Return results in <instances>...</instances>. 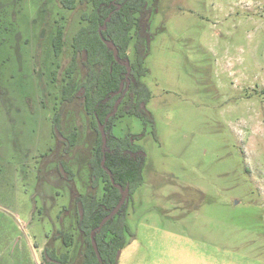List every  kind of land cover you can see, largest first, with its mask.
<instances>
[{
    "label": "rangeland",
    "instance_id": "obj_1",
    "mask_svg": "<svg viewBox=\"0 0 264 264\" xmlns=\"http://www.w3.org/2000/svg\"><path fill=\"white\" fill-rule=\"evenodd\" d=\"M152 39L141 81L150 123L119 117L114 135L144 131L142 183L124 202L115 264H264V0H146ZM90 6L0 0V264H41V249L80 263L74 197L91 186L95 132L81 100H61L72 39ZM64 37L54 50L58 27ZM128 57L134 59L132 42ZM84 69L74 73L84 79ZM76 130L64 154L53 133ZM63 159L72 179L56 168ZM64 230L68 249L53 235Z\"/></svg>",
    "mask_w": 264,
    "mask_h": 264
},
{
    "label": "trees",
    "instance_id": "obj_2",
    "mask_svg": "<svg viewBox=\"0 0 264 264\" xmlns=\"http://www.w3.org/2000/svg\"><path fill=\"white\" fill-rule=\"evenodd\" d=\"M59 2L68 9H74L77 5L90 6L89 11L81 13V19L86 24L73 36L72 55L65 69L61 88L62 102L69 104L81 100L85 113L90 117V124L95 132L92 153L88 160L91 186L96 188L99 181L102 183L100 196L79 194L74 197L77 215L75 226L84 234L85 242L80 252L79 264H115L113 261L116 250L126 243V201L101 228L96 227L116 207L123 190H127L128 196L142 183L146 156L143 147L136 144L135 140L141 139L144 131L118 137L113 133L118 118L124 115L141 118L144 123L151 124L156 139L153 116L146 108L151 93L141 81V77L147 72L143 63L149 53L152 39V9L146 0ZM105 40L112 45L105 43ZM131 42L135 53L132 60L127 53ZM62 45L63 28L59 26L54 37L56 55L60 54ZM114 47L117 50L116 57ZM79 64L83 67L85 75L84 79L77 81L74 73ZM126 64L130 67L129 71ZM61 121L60 113L55 112L52 119L53 133L57 142L62 143L63 153L66 154L75 145L77 132L72 130L69 134H63ZM101 127L105 134L104 144ZM58 162V174L71 180L72 173L66 171L63 159ZM53 238L59 239L67 249L74 242L73 234L64 230L57 231ZM92 240L96 244L99 257ZM41 254V264H68L70 260L69 250L58 253L54 248L44 246Z\"/></svg>",
    "mask_w": 264,
    "mask_h": 264
},
{
    "label": "water",
    "instance_id": "obj_3",
    "mask_svg": "<svg viewBox=\"0 0 264 264\" xmlns=\"http://www.w3.org/2000/svg\"><path fill=\"white\" fill-rule=\"evenodd\" d=\"M110 16V15H109ZM108 16V17H109ZM105 43H107V44H111L109 41H107V40H105L104 41ZM112 45V44H111ZM116 48L114 47V57H116ZM127 65V68H128V71L130 70V67H129V65L128 64H126ZM120 87H122V84L120 85ZM100 130H101V134H102V137H103V144H104V142H105V134H104V131H103V128L101 127L100 128ZM109 175H110V172H109ZM120 187V186H119ZM120 189H121V187H120ZM126 195H127V190L125 189V190H123L122 191V197H121V199H120V201L118 202V204L116 205V207L108 214V215H106L102 220H101V222H100V224L96 227V229H99V228H101V226L103 225V223L108 219V218H110L114 213H116L117 212V210H118V208L121 206V204L124 202V200H125V197H126ZM92 233H93V231H91V233H90V235H91V238H92ZM92 242H93V246H94V249H95V251H96V253H97V255H98V257H99V252H98V250H97V247H96V244H95V242L92 240Z\"/></svg>",
    "mask_w": 264,
    "mask_h": 264
},
{
    "label": "flooded vegetation",
    "instance_id": "obj_4",
    "mask_svg": "<svg viewBox=\"0 0 264 264\" xmlns=\"http://www.w3.org/2000/svg\"><path fill=\"white\" fill-rule=\"evenodd\" d=\"M59 4H60V2H59ZM61 5V4H60ZM62 6V5H61ZM78 6V5H77ZM63 7V6H62ZM64 8V7H63ZM76 8V7H75ZM74 8V9H75ZM64 9H68V8H64ZM68 10H73V9H68ZM80 18H81V14H80ZM82 20V19H81ZM82 21H84V20H82ZM85 22V21H84ZM63 28V27H62ZM64 29V28H63ZM63 37H64V30H63ZM59 113H60V111H59ZM61 120H62V118H61ZM61 123H62V121H61ZM60 160V159H59ZM58 160V161H59Z\"/></svg>",
    "mask_w": 264,
    "mask_h": 264
}]
</instances>
